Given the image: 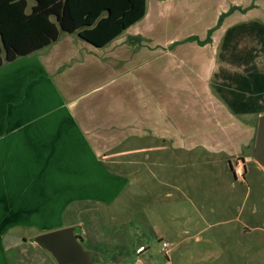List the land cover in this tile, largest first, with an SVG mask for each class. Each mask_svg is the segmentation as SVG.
I'll return each mask as SVG.
<instances>
[{
	"label": "rangeland",
	"instance_id": "rangeland-1",
	"mask_svg": "<svg viewBox=\"0 0 264 264\" xmlns=\"http://www.w3.org/2000/svg\"><path fill=\"white\" fill-rule=\"evenodd\" d=\"M157 1L146 0L148 16L108 48L92 50L105 58L96 63L97 69L76 65L77 75L69 74L67 66L61 69V80L64 75L69 80L62 89L81 97L76 111L103 129L102 147L110 154L132 146L169 147L174 127L183 130L190 147L195 145L187 153L167 149L148 154L134 187L140 195L148 190L147 165L155 174L159 169L149 163L159 158L171 163L165 182L183 186V203L173 189L171 199H157L158 205L166 202L171 213H176V205L187 210L183 226L192 229L197 220V227L178 245L165 237L172 248L170 264H264V170L252 160L257 118L264 113V0H164L162 9ZM27 5L29 12L34 2L27 0ZM49 50L51 46L44 51ZM171 51L177 54L173 60ZM102 69L103 75L107 69L105 76ZM117 113L136 122L138 137L120 141L118 128L126 127ZM101 117L116 127H102ZM222 124L226 131L218 127ZM153 129V134L148 132ZM155 129L173 133L165 139V134H154ZM90 137L101 149L97 136ZM202 144L210 149L203 151ZM146 158L140 156L142 162ZM227 160L242 176L230 174ZM149 202L142 195L136 206ZM158 247L152 243L148 253L157 254ZM15 251L11 257H31L38 250L25 245Z\"/></svg>",
	"mask_w": 264,
	"mask_h": 264
},
{
	"label": "crops",
	"instance_id": "crops-1",
	"mask_svg": "<svg viewBox=\"0 0 264 264\" xmlns=\"http://www.w3.org/2000/svg\"><path fill=\"white\" fill-rule=\"evenodd\" d=\"M163 1H157L160 9ZM147 16L146 3L144 17ZM122 34L106 46L95 48L76 34L61 32L49 46L0 67V264H55L48 254L30 242L28 235L31 231H37L36 236L67 227L79 232L82 246L86 245L96 255V264H134L136 261L170 264L172 248L165 237L173 238L176 246L197 227V220L192 229L183 226L187 225L184 224L187 210L181 206L176 205V213H171L166 202L158 205L160 195L165 201L174 196L171 189L177 193V201L183 203V186L172 187L165 182L171 174L168 159L149 163L150 167L159 169L155 174L147 165L150 186L145 193L140 195L134 189L139 167L148 162V154L167 149L187 153L195 146L190 147L182 136L183 130L174 127L176 136L169 137L172 143L169 147L132 146L110 154L102 147L106 141L103 129L88 114L76 111L81 97H75L72 89H62V84L68 86L69 80L67 75L61 80V69L67 66L73 75H77L76 65L97 69L96 63L105 58L92 50L108 48ZM50 46L51 50L44 51ZM168 55L173 60L177 54L171 51ZM117 62L121 63V59ZM210 68L212 72L214 67ZM106 70L104 75L101 70L103 76ZM116 115L126 127L118 128L120 141L138 137L141 131L135 129L136 122L126 121L124 113ZM109 122L108 118L101 117L102 127H116V122ZM218 127L226 131L225 125ZM153 131L148 132L153 134ZM168 133L173 132L169 129L154 132L165 134V139ZM92 134L97 136L100 143L97 142V147L101 149L92 143ZM125 134L127 137L122 138ZM199 147L205 152L210 149L204 144ZM144 154L147 158L142 162L140 156ZM230 163L227 160L231 174ZM177 164L182 168L180 162ZM182 178L181 173L179 181ZM142 195L148 196L150 202L137 207V198ZM155 241L159 246L157 254L150 255L148 251ZM162 242L169 245L167 256L161 252ZM25 245L38 251L31 257L16 254L11 257V253L17 252L16 247Z\"/></svg>",
	"mask_w": 264,
	"mask_h": 264
},
{
	"label": "trees",
	"instance_id": "trees-1",
	"mask_svg": "<svg viewBox=\"0 0 264 264\" xmlns=\"http://www.w3.org/2000/svg\"><path fill=\"white\" fill-rule=\"evenodd\" d=\"M32 1L27 12V0H0V67L49 46L61 32L102 48L146 11L145 0ZM76 237L81 240L78 231Z\"/></svg>",
	"mask_w": 264,
	"mask_h": 264
},
{
	"label": "water",
	"instance_id": "water-1",
	"mask_svg": "<svg viewBox=\"0 0 264 264\" xmlns=\"http://www.w3.org/2000/svg\"><path fill=\"white\" fill-rule=\"evenodd\" d=\"M252 160L264 170V113L257 118ZM30 242L48 254L55 264H95L96 255L86 250L76 237V229L67 227L34 236Z\"/></svg>",
	"mask_w": 264,
	"mask_h": 264
},
{
	"label": "built area",
	"instance_id": "built-area-1",
	"mask_svg": "<svg viewBox=\"0 0 264 264\" xmlns=\"http://www.w3.org/2000/svg\"><path fill=\"white\" fill-rule=\"evenodd\" d=\"M234 174H235V176H242L241 169L239 168V169L235 170ZM141 250L142 249H140L139 251H141ZM161 252L165 256L168 255V253H169V245H168V243H166V242H162L161 243ZM134 264H140V262L136 261Z\"/></svg>",
	"mask_w": 264,
	"mask_h": 264
}]
</instances>
